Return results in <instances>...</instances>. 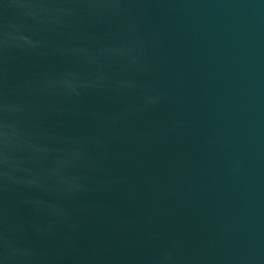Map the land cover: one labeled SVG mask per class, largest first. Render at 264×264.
Masks as SVG:
<instances>
[{"label":"water","instance_id":"1","mask_svg":"<svg viewBox=\"0 0 264 264\" xmlns=\"http://www.w3.org/2000/svg\"><path fill=\"white\" fill-rule=\"evenodd\" d=\"M0 264H264V0H0Z\"/></svg>","mask_w":264,"mask_h":264}]
</instances>
